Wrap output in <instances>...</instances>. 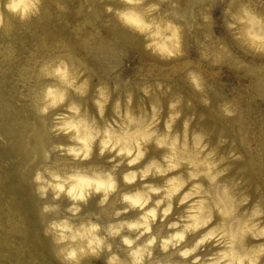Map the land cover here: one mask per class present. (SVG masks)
Instances as JSON below:
<instances>
[{"label":"clouds","instance_id":"clouds-1","mask_svg":"<svg viewBox=\"0 0 264 264\" xmlns=\"http://www.w3.org/2000/svg\"><path fill=\"white\" fill-rule=\"evenodd\" d=\"M44 2L0 0V36H11L13 21L26 23L40 17ZM53 2L59 12L68 11L61 0ZM115 2L120 6L108 4L105 12L114 14L122 28L139 36L144 51L160 61L188 56L185 32L209 25L211 35L205 33L198 41L199 59L210 60L214 67H228L225 62L235 60V70L248 69L247 61L216 34L213 12L217 8L225 31L240 52L264 56V13L253 6L254 0H194L193 10L185 13L178 11V0ZM164 5H169L167 10ZM197 7L201 8L199 16ZM214 38L218 43L212 45ZM12 56L14 52L9 54L0 44V59ZM84 67L70 53H60L39 65V78L48 83L33 90L37 116L46 118L64 108L53 116L51 125L46 119L42 123L67 143L42 145L32 159V163L42 161L32 182L38 198L46 201L40 208L41 217L48 218L44 235L56 246L61 264L97 260L103 264H264V202L258 198L244 210L252 198L237 192L243 178L221 182L231 170L228 162L242 161L243 155L235 150L219 154V147L229 143L223 134L218 146L211 147L205 131H190L197 119L195 112L183 118L181 131L176 130L184 108H193L192 100L182 93L168 99L167 117L162 121V94L172 93V86L161 80L154 86H138L150 101V111L143 106L133 108L132 91L125 93L123 102L119 97L113 102L120 83L97 84L90 101L96 110L93 115L80 103L90 92V81L81 79ZM198 68L188 62L184 76L199 94L200 104L209 107L207 93L214 88ZM255 79L259 84L264 76ZM129 83L130 77L124 79L125 85ZM110 103L115 119L107 115ZM218 108L227 118L240 114L232 99H224ZM199 119L205 120V114L200 113ZM232 143L234 148L235 141ZM256 190L261 191L259 186ZM94 199L95 210L85 211ZM217 216L218 223L209 228Z\"/></svg>","mask_w":264,"mask_h":264},{"label":"bare ground","instance_id":"bare-ground-1","mask_svg":"<svg viewBox=\"0 0 264 264\" xmlns=\"http://www.w3.org/2000/svg\"><path fill=\"white\" fill-rule=\"evenodd\" d=\"M61 2L67 5V12H59L53 0H45L40 17L26 23L13 21L11 36H0V44L7 47L9 54L14 52L11 59H0V136L4 138L0 141V264H61L56 256V246L50 237L44 235L48 218L41 217L40 208L46 201L38 198L32 182L34 171L42 162L32 163L33 154H39L42 145L67 143L65 137L54 136L42 123L46 119L51 125L53 116L63 112L64 108L42 118L36 115L32 106L33 90L48 83L39 78V65L60 53H70L86 66L81 79L90 81L89 97L86 100L75 96L71 98L86 104L93 115L96 110L90 101L97 84L112 86L120 83V91L113 93L112 101L119 97L123 102L125 93L132 91L133 108L143 106L148 111L150 101L142 96L138 86L144 83L154 86L157 80L163 81L166 86L171 84L172 93L167 96L162 94L165 109L162 121L167 117L168 99L182 93L186 100H192L193 108H184L176 130L181 131L183 118L195 112L197 119L190 131H205L210 137L211 147L218 146V138L223 134L229 143L219 147V154L226 155L235 150L244 159L229 161L231 170L221 177V182L230 183L243 178L244 183L237 192L247 193L252 198L244 210L250 209L258 198L264 202V79L259 84L255 79L264 76V56H245L240 52L222 25L220 8L213 12L215 32L224 38L237 56L247 61L250 67L246 70H235V60L226 61L228 67H214L210 60L199 59L198 41L205 33L211 35L209 25L202 30L185 32L184 46L188 56L174 61H160L144 51L139 36L122 28L114 14L105 12L108 4L120 6L115 0H104L103 3L100 0ZM178 3L181 13L190 12L195 6L194 0H178ZM253 6L264 13V5H259V0H254ZM168 7L164 5L163 10ZM200 11L201 8L197 7V16ZM217 43L215 38L210 42L212 45ZM188 62L199 65L198 70L214 88L207 93L211 99L209 107L200 104L199 94L185 79L184 70ZM129 77L131 83L125 85L124 79ZM224 99H232L239 105L240 114L237 117L227 118L220 112L218 105ZM200 113L205 114V120L199 119ZM107 115L115 119L111 103ZM20 161H23L22 164ZM257 186L261 191L257 192ZM95 203V199L92 200L85 211L95 210ZM179 210L177 207L176 211ZM218 221L217 216L209 228ZM92 264H103V260L93 261Z\"/></svg>","mask_w":264,"mask_h":264},{"label":"rangeland","instance_id":"rangeland-1","mask_svg":"<svg viewBox=\"0 0 264 264\" xmlns=\"http://www.w3.org/2000/svg\"><path fill=\"white\" fill-rule=\"evenodd\" d=\"M23 161H20V164H22Z\"/></svg>","mask_w":264,"mask_h":264}]
</instances>
